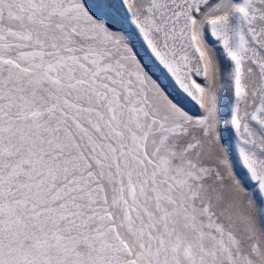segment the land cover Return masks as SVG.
Instances as JSON below:
<instances>
[{"label": "snow or ice", "instance_id": "snow-or-ice-1", "mask_svg": "<svg viewBox=\"0 0 264 264\" xmlns=\"http://www.w3.org/2000/svg\"><path fill=\"white\" fill-rule=\"evenodd\" d=\"M0 264H264V0H0Z\"/></svg>", "mask_w": 264, "mask_h": 264}, {"label": "rangeland", "instance_id": "rangeland-1", "mask_svg": "<svg viewBox=\"0 0 264 264\" xmlns=\"http://www.w3.org/2000/svg\"><path fill=\"white\" fill-rule=\"evenodd\" d=\"M217 197L216 209L226 221H233L241 228L256 225L253 205L246 190L227 168L222 170L217 183Z\"/></svg>", "mask_w": 264, "mask_h": 264}]
</instances>
